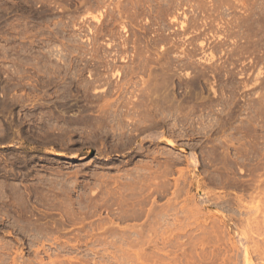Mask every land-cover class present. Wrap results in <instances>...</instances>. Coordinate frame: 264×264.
Wrapping results in <instances>:
<instances>
[{"label":"rangeland","instance_id":"374dc122","mask_svg":"<svg viewBox=\"0 0 264 264\" xmlns=\"http://www.w3.org/2000/svg\"><path fill=\"white\" fill-rule=\"evenodd\" d=\"M264 264V0H0V264Z\"/></svg>","mask_w":264,"mask_h":264},{"label":"bare ground","instance_id":"6f19581e","mask_svg":"<svg viewBox=\"0 0 264 264\" xmlns=\"http://www.w3.org/2000/svg\"><path fill=\"white\" fill-rule=\"evenodd\" d=\"M50 264V263H49Z\"/></svg>","mask_w":264,"mask_h":264}]
</instances>
